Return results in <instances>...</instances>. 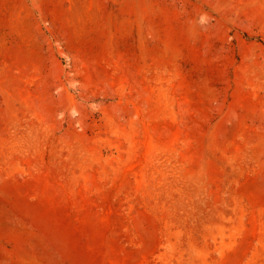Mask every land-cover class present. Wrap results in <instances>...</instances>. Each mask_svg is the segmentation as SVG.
Returning <instances> with one entry per match:
<instances>
[{
	"label": "rangeland",
	"instance_id": "rangeland-1",
	"mask_svg": "<svg viewBox=\"0 0 264 264\" xmlns=\"http://www.w3.org/2000/svg\"><path fill=\"white\" fill-rule=\"evenodd\" d=\"M0 264H264V0H0Z\"/></svg>",
	"mask_w": 264,
	"mask_h": 264
}]
</instances>
